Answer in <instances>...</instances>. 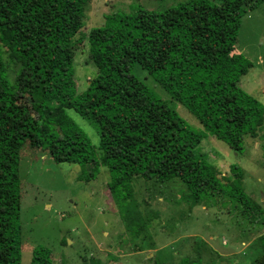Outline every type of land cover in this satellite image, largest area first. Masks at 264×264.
I'll return each instance as SVG.
<instances>
[{
    "label": "trees",
    "instance_id": "1",
    "mask_svg": "<svg viewBox=\"0 0 264 264\" xmlns=\"http://www.w3.org/2000/svg\"><path fill=\"white\" fill-rule=\"evenodd\" d=\"M85 11L86 0H0V264H20L18 167L25 143L48 150L57 163L78 165L81 180H94L105 168L111 191L129 192L136 180L178 181L184 187L179 199L190 207L231 206L246 218L260 213L244 192L240 166L231 165V177L222 181L178 135L177 104L240 154L244 136L262 128L264 104L228 78L227 69H217L237 46L239 18L210 0L107 15L90 31L103 66L77 95L74 37ZM24 99L51 115L72 109L95 129V149L73 135L44 134ZM103 121L118 128L124 145L105 133ZM259 243L264 264V234ZM30 264H53L50 250L36 246ZM176 264L201 260L185 255Z\"/></svg>",
    "mask_w": 264,
    "mask_h": 264
},
{
    "label": "rangeland",
    "instance_id": "2",
    "mask_svg": "<svg viewBox=\"0 0 264 264\" xmlns=\"http://www.w3.org/2000/svg\"><path fill=\"white\" fill-rule=\"evenodd\" d=\"M184 1L86 0L82 28L74 37L77 95L103 66L92 46L91 29L103 26L107 15L130 17L138 8L159 12ZM210 1L240 20L234 61L230 54L216 68L221 73L227 69L228 78L264 104V1L256 8L257 0ZM150 86L167 98L151 80ZM22 103L44 134L73 135L95 149V129L72 109L51 115L26 99ZM176 106L180 138L211 163L222 181L231 177V165L240 166L244 192L261 212L246 218L231 206L190 207L179 199L184 187L178 181L136 180L129 192L111 191L105 168L100 167L94 180H81L78 165L57 163L48 150L25 143L18 167L20 264H30L36 246L50 250L53 264H176L185 255L200 258L201 264H263L259 237L264 234V124L256 136H244L240 154L209 133L184 106ZM103 125L116 145L126 143L117 127Z\"/></svg>",
    "mask_w": 264,
    "mask_h": 264
},
{
    "label": "crops",
    "instance_id": "3",
    "mask_svg": "<svg viewBox=\"0 0 264 264\" xmlns=\"http://www.w3.org/2000/svg\"><path fill=\"white\" fill-rule=\"evenodd\" d=\"M233 52V51H232ZM233 57V53H231V56H230V58H232Z\"/></svg>",
    "mask_w": 264,
    "mask_h": 264
}]
</instances>
